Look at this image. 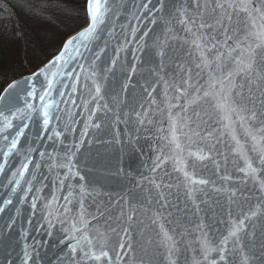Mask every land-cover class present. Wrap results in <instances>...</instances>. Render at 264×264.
Segmentation results:
<instances>
[{
    "label": "snow or ice",
    "instance_id": "6c2138e0",
    "mask_svg": "<svg viewBox=\"0 0 264 264\" xmlns=\"http://www.w3.org/2000/svg\"><path fill=\"white\" fill-rule=\"evenodd\" d=\"M74 12L39 65L0 75L2 264H264V0ZM141 138L155 155L127 194L82 183L86 144Z\"/></svg>",
    "mask_w": 264,
    "mask_h": 264
},
{
    "label": "trees",
    "instance_id": "16d2710c",
    "mask_svg": "<svg viewBox=\"0 0 264 264\" xmlns=\"http://www.w3.org/2000/svg\"><path fill=\"white\" fill-rule=\"evenodd\" d=\"M83 0H0V75L33 70L58 47L74 9Z\"/></svg>",
    "mask_w": 264,
    "mask_h": 264
},
{
    "label": "water",
    "instance_id": "95a60500",
    "mask_svg": "<svg viewBox=\"0 0 264 264\" xmlns=\"http://www.w3.org/2000/svg\"><path fill=\"white\" fill-rule=\"evenodd\" d=\"M123 2L125 4H128L129 0H123ZM117 31H119V29H117ZM120 127L123 128L124 125H120ZM69 139L71 140V137ZM105 139H110V137L106 136ZM122 147L123 145L121 144L104 145L99 143L98 140L91 146V148H89L86 144L85 148H83L81 150V153L78 154L81 174L85 175L86 177L85 181H83L82 183L88 185L90 190L94 188L96 191L111 193L113 197H116L117 193L127 194L128 190L133 186L131 183L132 179L139 181L140 174H148V168L151 165V161L152 159H154L155 155L153 151L154 143L150 140L141 138L137 143V147L140 150L129 151L125 148L124 151H121ZM98 149L111 161L112 170L110 172H105L103 170L89 171V167H91L93 160L98 158ZM48 150L51 151V148H49ZM118 169H123V171L119 172V174L117 175L115 174V172ZM44 171L46 172L47 169L45 168ZM90 181L92 182L91 184H89ZM48 191L49 189H45V192ZM2 198L3 189H0V199ZM23 211L25 215L18 221V224L16 226L17 230L19 229L21 224H23L25 227L28 226L26 223V218L31 215L30 209L27 205H25ZM38 217L39 212L35 217H33V219H37ZM58 228L59 225L57 226V229ZM53 233L54 234L51 239L43 237L46 246L50 247L41 249L42 255L45 252L51 255L52 252L58 250L56 239L57 230L54 229ZM18 238L19 237L17 236V239ZM13 246L16 248V252H19V246H16L15 242H13ZM60 247H62V245ZM4 254L5 242L0 239V264H2Z\"/></svg>",
    "mask_w": 264,
    "mask_h": 264
}]
</instances>
